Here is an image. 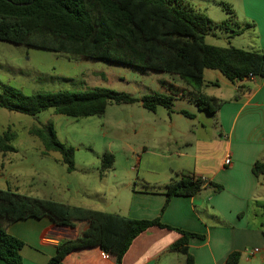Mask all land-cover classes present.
Returning a JSON list of instances; mask_svg holds the SVG:
<instances>
[{"label": "trees", "instance_id": "obj_1", "mask_svg": "<svg viewBox=\"0 0 264 264\" xmlns=\"http://www.w3.org/2000/svg\"><path fill=\"white\" fill-rule=\"evenodd\" d=\"M225 24L214 23L185 0H0V40L176 75L191 88L200 110L212 115H216L223 101L204 91L205 68L219 70L236 85L233 99L247 91L246 79L264 77V52L205 42L206 35L215 36V29ZM174 99L172 93L152 92L139 100L142 107L155 111L157 106L172 110ZM135 101L138 99L127 93L104 87L77 92L37 91L26 95L20 88L5 85L0 92V107L31 116L50 108L72 117L102 115L110 102L131 104ZM179 113L189 118L194 116L184 109ZM29 132L39 138L45 151L59 152L67 170H73L74 148L61 142L51 125L33 126ZM14 137L9 128L3 131L0 150H14L10 144ZM113 161L114 156L104 152L100 156V170L110 168ZM252 172L255 176L264 175V160H255ZM205 186L216 192L223 189L212 180L176 172L164 186L166 203L175 195H196ZM143 187L158 190L147 182ZM43 216L60 225L85 224L77 237L56 245L47 264H59L70 251L93 246L112 256L114 264H121L131 241L140 232L154 225L171 228L158 217L136 219L0 188L3 264H21L20 250L24 245L21 239L7 232V225ZM175 229L182 235L171 248L186 255V264H194L187 249L188 239L204 235ZM239 258L240 253L233 251L227 256L226 264H238Z\"/></svg>", "mask_w": 264, "mask_h": 264}, {"label": "rangeland", "instance_id": "obj_2", "mask_svg": "<svg viewBox=\"0 0 264 264\" xmlns=\"http://www.w3.org/2000/svg\"><path fill=\"white\" fill-rule=\"evenodd\" d=\"M185 2L204 12L214 23L226 22L215 29V36L206 35L205 42L252 48L256 30L245 27L241 0ZM238 30L241 31L234 32ZM173 76L176 75L0 40V92L5 85L20 88L26 95L104 87L138 99L131 104L110 102L102 115L81 117L58 114L51 108L31 116L0 107V134L8 128L15 133L10 142L14 150H0V188L61 202L73 195L90 204V201H103L100 187L103 181L96 179L100 172L93 164L104 152L114 156V169L107 174L110 180L131 181L138 188L146 182L157 184L151 180L162 185L172 165L186 162L194 154L213 155L217 162L223 155L225 140L212 114L197 111L187 97H175L172 110L157 106L155 111H150L142 107L139 99L145 94L170 93L169 90L180 94L182 88L169 85L175 84ZM178 82L179 86L189 87L180 78ZM205 92L223 99L234 93L231 82L221 81L207 85ZM181 109L194 112L197 117L190 120L177 113ZM40 124L51 125L57 138L74 148V170L68 171L61 154L45 151L39 138L29 132ZM86 174L89 179L83 187ZM75 184H80L78 194L73 193ZM159 185L154 186H163ZM259 195L260 198L251 199L247 213L251 225L264 226V188Z\"/></svg>", "mask_w": 264, "mask_h": 264}, {"label": "crops", "instance_id": "obj_3", "mask_svg": "<svg viewBox=\"0 0 264 264\" xmlns=\"http://www.w3.org/2000/svg\"><path fill=\"white\" fill-rule=\"evenodd\" d=\"M241 6L246 19L245 27L256 30V39L248 50L264 52V0H241ZM172 80L175 84L169 83L170 86L182 89L180 94L172 90L169 92L175 97L189 98L199 111L191 88L177 85V76H173ZM203 80L204 91L207 85L230 82L219 70L210 68L204 69ZM231 84L234 93L229 98L211 95L223 101L216 115H213L225 140L223 155L217 162L213 155L194 154L189 157V153L184 152L189 157L188 161L172 165L167 180L162 182L163 186L159 185L160 181L151 180L157 183L151 185L162 187L156 186L157 191H149L143 185L136 187L131 181L121 183L117 178L110 180L107 174L114 169V162L110 168L101 171L98 159L93 165L100 172L96 179L103 181L100 186L103 201H90L87 204L73 195L64 200L69 205L136 219L158 217L171 227L154 225L140 232L131 241L121 264H186V255L171 248L182 235L175 228L204 235L203 238L193 236L188 239L187 249L194 264H226L227 256L233 251L240 253L238 264H264V226L251 225L247 213L251 199L254 196L260 198L259 194L264 188V175L255 176L252 172L254 161L264 160V77L246 79L244 84L248 89L238 99H233L236 85ZM191 113L194 116L187 118L194 120L197 115ZM227 155L230 156L229 164L224 163ZM176 172L212 180L221 184L223 189L216 192L210 186H205L196 195H175L166 203L164 186L175 177ZM85 177L83 187L89 179L87 174ZM79 185H76L73 193H79ZM84 226L82 222L60 225L43 216L20 219L9 223L6 229L24 242L20 250L21 264H47L55 253L56 245L62 240L77 237ZM254 248H258V251L251 253ZM0 264H3L1 259ZM59 264H114V260L98 246H93L70 251Z\"/></svg>", "mask_w": 264, "mask_h": 264}, {"label": "built area", "instance_id": "obj_4", "mask_svg": "<svg viewBox=\"0 0 264 264\" xmlns=\"http://www.w3.org/2000/svg\"><path fill=\"white\" fill-rule=\"evenodd\" d=\"M224 163L229 164L230 163V156L227 155V157L224 159ZM258 248L252 249L251 253L257 252Z\"/></svg>", "mask_w": 264, "mask_h": 264}]
</instances>
